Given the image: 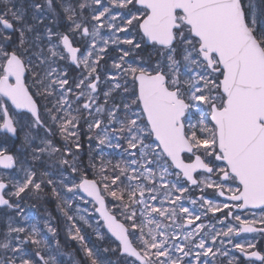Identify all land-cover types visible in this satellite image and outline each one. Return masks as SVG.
Wrapping results in <instances>:
<instances>
[{"label":"snow or ice","instance_id":"snow-or-ice-1","mask_svg":"<svg viewBox=\"0 0 264 264\" xmlns=\"http://www.w3.org/2000/svg\"><path fill=\"white\" fill-rule=\"evenodd\" d=\"M28 7L31 23L15 0H0V209L20 217H0V264H57L39 219L9 198L44 185L85 264H111L109 252L119 264H236L232 249L264 264V254L249 251L253 241L232 239L264 233V0H30ZM110 48L119 56L107 67ZM69 65L79 69L74 78ZM82 121L96 153L88 164ZM17 140L13 153L7 145ZM101 146L122 150L121 159L105 160ZM37 162L46 166L39 178ZM194 189H216L225 202L185 196ZM107 197L116 203L109 207ZM81 202L99 213L95 224ZM224 209L216 217L224 227L202 222ZM231 209H260V218ZM229 217L238 226L225 224Z\"/></svg>","mask_w":264,"mask_h":264},{"label":"rangeland","instance_id":"rangeland-1","mask_svg":"<svg viewBox=\"0 0 264 264\" xmlns=\"http://www.w3.org/2000/svg\"><path fill=\"white\" fill-rule=\"evenodd\" d=\"M56 7H57V11H60L59 6L57 5ZM61 30H63V29H61ZM73 41L76 44H81V40L79 38L75 37L74 35H73ZM118 56H119V53L117 51H114V50H112L110 48L108 56L106 57L107 67H110L112 59L117 58ZM61 63L63 64V62H61ZM101 63L103 65L105 62L102 61ZM78 72H79V69L75 73L76 75H74L72 78L76 77ZM102 80H103V76H102ZM102 87H103V85H102ZM196 118L197 117H193V120H195ZM87 135H88V133H87V130H86V136L81 140L82 145L89 144V141L87 139ZM60 142L63 144L62 140H60ZM92 144H93V147H95V141L94 140L92 141ZM101 147H102V152L106 153V154H112L116 150V149H112V148H109V147H106L105 149L103 148L104 146H101ZM18 148H19V146L16 149H18ZM81 155L83 156V150H82ZM29 162L31 163L30 160H29ZM42 169H43L42 165H40L39 167L36 168V170H38V172H40ZM37 177L39 178V174H38ZM54 199L55 198H53V200ZM58 203H59V201H58V198H57V200L55 201V207H53V209H54L53 210V214L55 216L54 222H55V228L57 230L56 231V236H57V240L59 241V249H55V251H56V253L58 254V257L61 260V264H76V262L79 261L80 257L82 258V255H83L82 252L83 251L81 250V245L79 244V242L72 241L68 237V235H67V223L68 222H65L66 221V217L63 215V213L57 207ZM81 207L82 208H87L89 210V212L91 213V215L89 216L90 222L95 224V222L97 221V219H96L97 217L93 213V207H92L91 203L83 204L81 202ZM26 214H28V213H26ZM8 216L14 217L17 222H19V220H20V217L16 215L15 211L12 214L7 213V210L0 211V217H3L4 220H6V218ZM48 220L49 219L47 218L45 221H47L49 223ZM4 227H5L4 222L0 221V231H2L4 229ZM81 227H82V230H83V234L86 236V239H87V235L88 234H91V235L94 236V234L92 233V229L88 228L87 226H84L83 224H81ZM235 239L236 240H240V242L245 241V240H251V241L253 240V239H250V238L249 239H245V238L239 239L236 236H235ZM70 246H72L74 248V250H76V252L78 254H71L70 251L67 252V250L70 248ZM60 249L63 250V251H61ZM234 251H235V249H234ZM51 255H52V252H51Z\"/></svg>","mask_w":264,"mask_h":264},{"label":"trees","instance_id":"trees-1","mask_svg":"<svg viewBox=\"0 0 264 264\" xmlns=\"http://www.w3.org/2000/svg\"><path fill=\"white\" fill-rule=\"evenodd\" d=\"M18 1L17 3V8L21 7L23 4V2L25 1ZM30 3V2H29ZM16 6V5H15ZM24 9L26 10L27 9V5L23 6ZM26 14H27V10H26ZM27 16L29 17V22L31 23V20H30V15L27 14ZM151 50L147 49L145 50L142 55L144 57H148L149 53H150ZM68 69H70L68 67ZM70 74H72V70H70ZM86 125L83 123V121L81 122V127H80V136H81V140L86 136ZM60 137L59 135H56L54 137V143L57 144V146H61L62 143L60 142ZM20 141H16L15 144L16 146L19 144ZM9 147L10 150H14L11 146L7 145ZM83 156H82V159H83V162L85 164H88L89 162V159L90 157L91 158H95L96 157V153L95 152H92L89 147H88V144L87 145H83ZM104 155V159L105 160H108V159H111L113 161V163H115L117 160L121 159V156H122V150H116L114 155H106V153H103ZM96 162L97 164L100 163V160L99 159H96ZM46 166H43V168H45ZM109 168H110V165H109ZM91 169L89 168V173L91 174ZM40 172H37V176ZM44 191L37 194V193H33V192H30V191H26L24 194H22L21 196V200H22V204L24 206H33V207H41V208H47V209H44L45 212H50V208L52 210L54 205L53 203L51 202V197L53 196L52 193H50V188H48L47 185H44ZM37 196H39V198H37ZM116 202L112 201L111 197H107V204L109 207L112 206V204H114ZM50 207V208H49ZM44 212V213H45ZM41 214L39 212V215H44ZM87 240L91 241L92 243H95V244H99L100 242L96 241V238L95 236L91 235V234H88L87 235ZM76 243V242H75ZM104 246H108L107 242H105ZM114 246V245H113ZM73 252V253H76V251H72V247L70 246V248L67 250V252ZM83 253V252H82ZM84 254V253H83ZM105 256V258L111 262V264H119V260L120 258L118 257V254L117 253H113V252H109V253H106V254H103ZM86 259V258H85ZM79 262L80 264H85V260H82V259H79ZM61 263V262H60Z\"/></svg>","mask_w":264,"mask_h":264},{"label":"flooded vegetation","instance_id":"flooded-vegetation-1","mask_svg":"<svg viewBox=\"0 0 264 264\" xmlns=\"http://www.w3.org/2000/svg\"><path fill=\"white\" fill-rule=\"evenodd\" d=\"M188 195H191L193 198L203 195L204 197H206L208 199H211V200H213L216 203H221L222 204V203L225 202V199H223L222 197H220L218 195L216 189H205L203 193H201L198 189H194V190L190 191L189 193H185V196H188ZM185 203H186V206H188L190 208L193 207L187 201H185ZM229 203H234V202H229ZM195 208L200 210L199 209V202L195 206ZM228 211H230V209H224L223 212H217V213H215V215H213L212 213H208V215L202 217L201 220L205 224H209V225L215 224L216 228L219 229V228L224 227V225H221V224L217 223L216 217H219V218L223 219L225 213L228 212ZM231 211L233 212V216L240 215L242 219H253V218L259 219L260 218V213H261L260 209L259 210H246V211H243V212H238L235 209H231ZM253 213L256 214L255 217H253ZM200 222L201 221H197L196 223L198 224ZM228 223H231L233 225H237L238 226V222L235 221L234 219H232V217H229L227 220H225V224H228ZM260 226L261 225H259V224L256 225V227H260ZM236 237L239 238V239H241V238L253 239L252 241L256 244V247H255V249H250L249 251L256 250V251L261 252V254H264V234L263 233H253V234H250V235L242 234V235H239V236H236ZM223 239L227 240L228 238H223ZM232 239H233V242L240 241V240H236L235 236L232 237ZM227 247L229 249H232V245H230V244L227 245ZM230 255H234L237 258L236 259V264H261V262L256 263V262H253V261H245V260H243L237 254V250L234 251V249H232ZM224 259L226 260L227 258H224Z\"/></svg>","mask_w":264,"mask_h":264},{"label":"water","instance_id":"water-1","mask_svg":"<svg viewBox=\"0 0 264 264\" xmlns=\"http://www.w3.org/2000/svg\"><path fill=\"white\" fill-rule=\"evenodd\" d=\"M4 170V169H3ZM239 210H244V209H239ZM97 215H98V217H99V213H96ZM100 218V217H99ZM105 231H107L106 229H105ZM110 235V234H109ZM241 254V253H240ZM242 257L245 259V260H247L243 255H242ZM253 260H255V259H253ZM256 261H259V260H256Z\"/></svg>","mask_w":264,"mask_h":264}]
</instances>
